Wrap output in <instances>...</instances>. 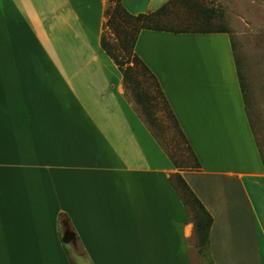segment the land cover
Listing matches in <instances>:
<instances>
[{"label":"crops","instance_id":"obj_1","mask_svg":"<svg viewBox=\"0 0 264 264\" xmlns=\"http://www.w3.org/2000/svg\"><path fill=\"white\" fill-rule=\"evenodd\" d=\"M111 1L0 0V264H74L62 226L88 264H203L176 174L212 217L210 264H264V154L230 33L137 37L198 162L179 168L102 48Z\"/></svg>","mask_w":264,"mask_h":264},{"label":"rangeland","instance_id":"obj_2","mask_svg":"<svg viewBox=\"0 0 264 264\" xmlns=\"http://www.w3.org/2000/svg\"><path fill=\"white\" fill-rule=\"evenodd\" d=\"M157 3L158 0H155L154 5ZM165 5V10L156 19L157 26L176 31L223 29L230 33L247 86L248 108L254 131L264 154V0H168ZM114 6L112 1L108 4L106 22L112 17ZM161 7L152 6V11ZM113 17V25L105 22L102 36L111 44L114 54L124 61L129 58L133 65L131 37L134 24L127 18L118 15ZM125 39H128L127 43H124ZM136 70L124 81L122 88L126 99L145 120L159 142L169 150L179 168L195 166L196 161L172 120L154 80L142 67L137 73ZM135 94H140V98ZM146 107H150L151 117L147 115L148 111L145 112ZM178 187L186 195L179 183ZM192 206L194 204L190 203L192 219L197 222L200 213ZM62 235L74 242V245H68V253L74 264H88V255L79 247L72 228L62 226ZM196 241L198 253L204 259L203 264H210L208 248L200 249L198 236Z\"/></svg>","mask_w":264,"mask_h":264},{"label":"trees","instance_id":"obj_3","mask_svg":"<svg viewBox=\"0 0 264 264\" xmlns=\"http://www.w3.org/2000/svg\"><path fill=\"white\" fill-rule=\"evenodd\" d=\"M166 5L164 4L159 10L153 11V12H147V13H140L137 15H133L131 13H129L124 6L122 5L121 0H115V6L112 10V17L109 18L106 22V24L109 25H113L115 18L113 17L114 15H118L121 16L123 19L127 18L129 21H131L134 24V29L132 32V37H131V48L133 51V55H132V59H133V65H131V61L128 58L127 60H122L120 59L116 54H114L113 49L111 48V44H109L104 36H102V40H101V44H102V48L106 51V53L114 60V63L119 67V69L122 71L123 75H124V81L126 79L129 78V74L131 72L134 71V69L136 70V73L138 72V69L142 67V69L146 72L149 73V75L152 77V79L154 80V83L156 84V88L158 90V92L160 93V96L163 98V101L165 103V106L168 108L169 114L172 117V120L174 121L176 127L178 128L181 136L183 137V139L185 140L186 144H187V140L182 132V130L180 129L179 123L174 115V113L172 112L168 101L159 85V82L157 81L156 77L150 72V70L148 69V67L145 65V63L139 58V56L137 54H135L134 52V48H135V43L137 40V37L140 33V31L142 29H155V30H164V31H171V32H188V31H176V30H172L171 28H166V27H162V26H157L155 24L156 19L163 13V11L165 10ZM108 12V11H107ZM106 12V14H107ZM198 32H228L226 30L223 29H209V30H200ZM128 32H126L127 34ZM128 39H125L124 43H127ZM135 64H138V66H135ZM127 65L125 68L124 66ZM240 80H241V84H242V89L244 88V82L242 81V76L240 75ZM135 96L137 98H140V94H135ZM141 102L144 103V101L141 99ZM150 107H146V113L148 111V116L151 117L150 115ZM152 111V110H151ZM152 119L154 120V117H152ZM153 132V131H152ZM163 146V144H162ZM188 146V145H187ZM164 149L166 150L167 154L172 158L174 165L176 167H179L177 165V162L174 160L172 154L169 152V150L163 146ZM188 148L190 149L196 163L195 166H189L188 168H195L198 167V162L196 160V157L194 155V153L192 152L190 146H188ZM176 181L180 184V186L183 188V190L185 191V194L187 195L188 198V202L189 203H193L194 205L199 204L201 209L203 210L204 213H202L201 211L199 212L200 214H198V220L197 222H195V226H196V233L199 239V246L200 249L203 247H207L209 246V232H210V228L212 225V217L208 214V212L203 208V206L199 203L198 199L194 196L192 190L190 189V187L186 184L185 180L183 179V177L180 174H177L176 176ZM184 195V196H186Z\"/></svg>","mask_w":264,"mask_h":264},{"label":"water","instance_id":"obj_4","mask_svg":"<svg viewBox=\"0 0 264 264\" xmlns=\"http://www.w3.org/2000/svg\"><path fill=\"white\" fill-rule=\"evenodd\" d=\"M66 239V238H65Z\"/></svg>","mask_w":264,"mask_h":264}]
</instances>
